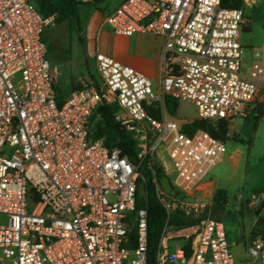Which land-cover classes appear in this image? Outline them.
Returning <instances> with one entry per match:
<instances>
[{"label":"built area","instance_id":"2783aa9c","mask_svg":"<svg viewBox=\"0 0 264 264\" xmlns=\"http://www.w3.org/2000/svg\"><path fill=\"white\" fill-rule=\"evenodd\" d=\"M54 22L36 0H0V264H149L139 165L161 147L176 177L171 193L153 180L166 212L154 264H264L263 235L237 260L225 224L187 200L226 147L207 131L184 132L185 121L165 105L166 98L192 102L205 121L248 116L264 89V43L244 73V8L223 0H124L108 14L104 25L115 35L161 38L165 54L175 56L177 74L163 70L160 90L99 53V84L60 96L43 40ZM99 106L116 107L115 121L137 142L134 161L92 138ZM176 212L201 220L178 229L170 225Z\"/></svg>","mask_w":264,"mask_h":264},{"label":"rangeland","instance_id":"374dc122","mask_svg":"<svg viewBox=\"0 0 264 264\" xmlns=\"http://www.w3.org/2000/svg\"><path fill=\"white\" fill-rule=\"evenodd\" d=\"M106 4L100 6L102 11L94 5L79 7L81 30L75 23L65 22L50 25L45 31L48 58L52 73L60 83L57 89L60 96H67L84 80H90L91 75L98 79L93 27L101 14L105 13ZM244 11L246 26L240 39L245 49L243 58L246 64L242 71L248 73L254 50L264 43V0H249L248 4L245 3ZM258 99L251 105L246 118L226 122L228 134L218 137L225 143L226 152L223 160L205 178L214 183H205L187 197L189 202L206 205L204 216L222 221L230 239L237 241L240 238L245 245L259 235L264 236V225L259 224V221H264V197L260 199L264 194V89ZM179 105L174 119L185 121V124L199 120L198 108L194 103L179 101ZM208 122L217 130L224 127L222 121ZM155 154L166 175L168 170L169 178L174 180L176 175L167 150L161 147ZM218 190H225L228 194V204L222 212L215 210L213 204ZM29 211H32L31 207ZM179 244L182 245L183 240H179Z\"/></svg>","mask_w":264,"mask_h":264},{"label":"trees","instance_id":"16d2710c","mask_svg":"<svg viewBox=\"0 0 264 264\" xmlns=\"http://www.w3.org/2000/svg\"><path fill=\"white\" fill-rule=\"evenodd\" d=\"M104 1L105 0H92L90 2H84L82 0H36V3L38 11L43 17L49 18L55 16L54 24L61 25L65 22L75 23L79 30H81L79 7L83 5H94L98 8ZM223 5L227 8H244L245 2L244 0H223ZM43 40L47 44L45 33L43 35ZM167 59V73L169 75L177 74L178 70L175 63V56L169 54ZM165 105L169 115L174 117L179 109V101L173 98H166ZM116 112L117 109L115 106H99L97 108L92 118V138L104 140L105 145L110 149L119 148L126 156L134 161L136 158L135 147L137 142L115 121ZM98 114L101 115V120H98ZM156 116L159 117V114L156 113ZM222 125H224V127L217 130L208 121L195 120L185 124L183 130L188 134L204 130L218 139L220 135L225 137L228 134V125L226 122L222 123ZM139 171L145 179V182L139 187V206L143 205L140 200L143 193L146 194L148 199L146 205L148 209L149 229L148 263L154 264V255L166 223V212L155 197V185L153 180L155 179L158 183H161L166 173L164 167H162L158 161L156 154L151 153H149L145 160L139 165ZM213 204L215 210L224 211L228 204L227 192L225 190H218L213 198ZM262 205L257 211L258 215L260 214ZM200 220L201 218L196 219L176 212L170 218V225L182 229L194 226Z\"/></svg>","mask_w":264,"mask_h":264},{"label":"crops","instance_id":"0c3cea01","mask_svg":"<svg viewBox=\"0 0 264 264\" xmlns=\"http://www.w3.org/2000/svg\"><path fill=\"white\" fill-rule=\"evenodd\" d=\"M83 1L90 2L92 0ZM123 1L124 0H105L103 2H107L106 8L104 10L105 13L101 14V17H99L93 27L95 54L97 55L99 53H102L108 55L124 65L139 70L155 83L156 90H160V82L163 70H167L168 67V59L164 51L163 39L146 34H139L133 37L118 36L115 35L108 26L104 25L105 17L108 14L112 13ZM103 3L99 5V7L97 8L98 10L102 11L100 9V6ZM95 67L98 79L91 75L90 80H84V83L81 86H77L78 88L76 89H79L84 85L99 84L100 81L96 57ZM166 172L169 175L168 170H166ZM205 183L211 184L214 182L206 181ZM205 183L203 185H205ZM262 197H264L263 193L261 194L260 199H262ZM256 202H254L253 204H256ZM229 240L233 245V251L236 255L237 260H242L245 257V250L247 245H245L243 241L240 240V238L239 240L235 241L231 240L229 237Z\"/></svg>","mask_w":264,"mask_h":264},{"label":"water","instance_id":"95a60500","mask_svg":"<svg viewBox=\"0 0 264 264\" xmlns=\"http://www.w3.org/2000/svg\"><path fill=\"white\" fill-rule=\"evenodd\" d=\"M161 184L167 193H171L173 191V186L169 176L165 175L161 180ZM259 224L264 225V221H259Z\"/></svg>","mask_w":264,"mask_h":264}]
</instances>
